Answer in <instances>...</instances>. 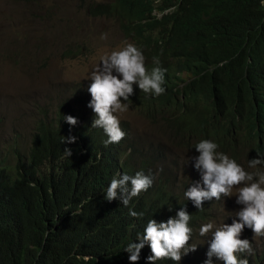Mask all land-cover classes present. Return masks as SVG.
I'll list each match as a JSON object with an SVG mask.
<instances>
[{
  "label": "trees",
  "instance_id": "obj_1",
  "mask_svg": "<svg viewBox=\"0 0 264 264\" xmlns=\"http://www.w3.org/2000/svg\"><path fill=\"white\" fill-rule=\"evenodd\" d=\"M88 11L133 42L136 73L120 99L166 130L168 149L88 96L39 121L28 157L17 149L14 170L0 167V264H264V242L215 251L201 238L218 227L206 205L214 183L183 191L189 181L168 156L264 171V0H114Z\"/></svg>",
  "mask_w": 264,
  "mask_h": 264
},
{
  "label": "rangeland",
  "instance_id": "obj_2",
  "mask_svg": "<svg viewBox=\"0 0 264 264\" xmlns=\"http://www.w3.org/2000/svg\"><path fill=\"white\" fill-rule=\"evenodd\" d=\"M113 1L0 0V167L6 160L4 165L14 170L13 154L18 149L28 157L37 123L58 119L63 105L74 109L79 96L90 97L103 109L114 105L134 136L168 149L166 130L120 99L122 83L135 73L128 55L133 42L121 33L116 19L94 18L88 11ZM168 156L187 169L183 175L189 182L183 191L193 177L214 172L211 164L179 151L168 150ZM259 175L263 181L247 185L222 179L233 204L218 203L212 224L218 227L212 234L201 232L213 250L229 249L232 238L251 241L247 252L264 242V172ZM230 219L232 238L226 224Z\"/></svg>",
  "mask_w": 264,
  "mask_h": 264
},
{
  "label": "clouds",
  "instance_id": "obj_3",
  "mask_svg": "<svg viewBox=\"0 0 264 264\" xmlns=\"http://www.w3.org/2000/svg\"><path fill=\"white\" fill-rule=\"evenodd\" d=\"M158 16L160 17L161 14H158ZM132 62H133V60H132ZM133 64L135 65L134 62H133ZM135 73H136V65H135ZM106 103H109V100H107ZM109 109H110V118L114 124H119V123L124 121L122 118V115L115 111L114 105L111 106ZM77 123L79 125H82V122L80 120H78ZM188 156H190V155H188ZM193 161L201 163V164L202 163L211 164L214 168L213 169L214 172L211 174H205V175H202L201 177H193L192 183L187 188V189H189L190 192H194V191H196L197 188H199V186H201V184L207 182L208 180H211L214 183L213 193L211 194L209 201L206 204L212 208V210H213L212 217L214 219L217 218L214 211L216 210V206L218 203L227 202V203L233 204V202L229 201L230 199H227V197H226V188L222 182L223 178H225L228 182H234L235 180H239V182L242 183L241 185H247L248 181L262 180V177H260V175H259V171L264 172L263 170L257 169V170H253V175H250V174L246 173L242 168H223V167L219 166L215 160H208L205 162H201L200 160L193 157ZM179 163H180V166L182 168L183 181L184 180L186 181L187 178L184 177L183 172L187 169L181 164L180 161H179ZM206 224H208V223H206ZM226 224L229 225L228 226V230H230L229 236L232 238L233 222L230 219L229 221L226 222ZM217 242L219 245H221V242L218 239H217ZM243 242H245V240H242L239 238H236V239L232 238L230 240V245L233 246L234 243H243Z\"/></svg>",
  "mask_w": 264,
  "mask_h": 264
}]
</instances>
